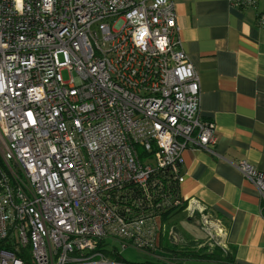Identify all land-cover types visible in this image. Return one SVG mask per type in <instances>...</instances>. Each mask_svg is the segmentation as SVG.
<instances>
[{
    "label": "built area",
    "instance_id": "built-area-1",
    "mask_svg": "<svg viewBox=\"0 0 264 264\" xmlns=\"http://www.w3.org/2000/svg\"><path fill=\"white\" fill-rule=\"evenodd\" d=\"M200 103L173 0H0V264L165 260L163 216L197 208L182 153L218 141ZM236 166L264 208V171Z\"/></svg>",
    "mask_w": 264,
    "mask_h": 264
},
{
    "label": "crops",
    "instance_id": "crops-1",
    "mask_svg": "<svg viewBox=\"0 0 264 264\" xmlns=\"http://www.w3.org/2000/svg\"><path fill=\"white\" fill-rule=\"evenodd\" d=\"M182 46L197 69L202 117L214 123V151L182 153L181 196L208 211L222 248L237 264H264V208L239 171L245 160L264 171V27L259 9L231 0H173ZM260 7V6H259ZM169 255V253H167Z\"/></svg>",
    "mask_w": 264,
    "mask_h": 264
},
{
    "label": "rangeland",
    "instance_id": "rangeland-1",
    "mask_svg": "<svg viewBox=\"0 0 264 264\" xmlns=\"http://www.w3.org/2000/svg\"><path fill=\"white\" fill-rule=\"evenodd\" d=\"M264 0H259L258 9L264 8ZM64 77L67 79V73L64 72ZM216 220L213 218V215L204 211L198 212V210H193L192 208L180 209L164 223L165 233L172 237L173 242H176L179 246L192 247L191 244H198V247L194 249H201L204 245H208V251H212L215 247H220L221 249V237L222 234L219 232ZM169 232H166L168 231ZM166 234V235H167ZM194 241V242H193ZM115 247L119 250L120 255L128 262H138L143 263L146 261L154 260V257L148 255L145 252L138 251L132 247L123 249L120 242L113 243ZM161 246L164 244V237L160 242ZM224 250V249H223ZM225 251V250H224ZM214 259V257H213ZM204 264H217V263H204Z\"/></svg>",
    "mask_w": 264,
    "mask_h": 264
},
{
    "label": "trees",
    "instance_id": "trees-1",
    "mask_svg": "<svg viewBox=\"0 0 264 264\" xmlns=\"http://www.w3.org/2000/svg\"><path fill=\"white\" fill-rule=\"evenodd\" d=\"M180 209L183 208L173 207L171 210H168L167 213L163 216V222L166 223L171 215ZM166 232H169V229ZM166 234L167 233L162 236V238L164 237V244L163 246H161L160 244V249L164 253H169V255H164L165 260H151L150 262H156V264H237L234 260L233 252L231 251H224L220 247H215L212 251H208V245H204L203 248L198 249V245L200 243L191 244L192 247L189 248L186 246H179L176 244V242H173L171 245L170 243L173 240L168 234ZM196 245L198 248L194 249ZM107 253L118 261H125L122 255H120V253L118 252L111 253L107 251Z\"/></svg>",
    "mask_w": 264,
    "mask_h": 264
}]
</instances>
